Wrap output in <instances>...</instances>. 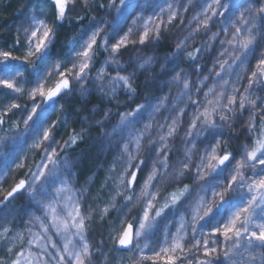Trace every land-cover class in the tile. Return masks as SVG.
<instances>
[{"label":"clouds","instance_id":"1","mask_svg":"<svg viewBox=\"0 0 264 264\" xmlns=\"http://www.w3.org/2000/svg\"><path fill=\"white\" fill-rule=\"evenodd\" d=\"M0 264H264V0H0Z\"/></svg>","mask_w":264,"mask_h":264}]
</instances>
